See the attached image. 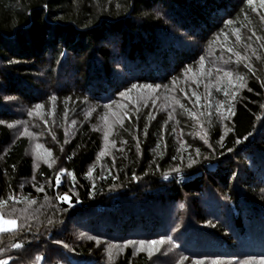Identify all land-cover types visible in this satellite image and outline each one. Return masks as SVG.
I'll use <instances>...</instances> for the list:
<instances>
[{
    "label": "trees",
    "instance_id": "obj_1",
    "mask_svg": "<svg viewBox=\"0 0 264 264\" xmlns=\"http://www.w3.org/2000/svg\"><path fill=\"white\" fill-rule=\"evenodd\" d=\"M261 2L0 0V204L7 201L5 219L18 223L17 229L0 233V260L98 264L94 244L73 242L71 226L113 242L171 239L181 252L197 259L262 257ZM219 42L224 48H245L236 65L246 86L232 98L216 92L207 143L196 135L202 127H197L188 102L175 112V124L164 113L131 114L118 130L121 151L102 165L97 162L99 133L83 125L64 136L61 127L59 157L72 175L55 188L54 172L46 166L35 172L28 139H15L5 124V95L20 97L29 106L52 98L62 117L67 94L111 101L129 85L167 84L187 66L221 54L215 52ZM40 79L46 91L40 89ZM192 101L197 105L195 98ZM221 107L226 123L218 115ZM175 126L185 134L182 142L175 138ZM33 178L50 182L44 191L56 198L39 217L23 218L26 203L45 194L38 193L40 183L29 182ZM64 194L71 197L70 204L56 202ZM17 243L22 247L16 248ZM109 264H149V259L126 248Z\"/></svg>",
    "mask_w": 264,
    "mask_h": 264
},
{
    "label": "rangeland",
    "instance_id": "obj_2",
    "mask_svg": "<svg viewBox=\"0 0 264 264\" xmlns=\"http://www.w3.org/2000/svg\"><path fill=\"white\" fill-rule=\"evenodd\" d=\"M215 49V52L219 50L223 52L219 55H211L208 59L199 60L195 66H187L182 71L181 77L174 78L167 84H136L138 86L151 85L152 87L131 89L126 97L121 94L130 89L132 85L122 89L111 101H96L86 97L77 98V94H67L69 95L68 102L66 103V108L62 110L64 111L62 117L59 113L61 110L56 107L52 98L40 100L36 105H43V107L37 109L36 105L29 106L20 97L5 95L1 107V111L8 112L7 114L9 115L8 119L5 118L7 120L5 124L15 139L20 137L28 139L29 148L27 154L32 159L34 171L36 172L41 166H46L54 172L55 180L57 173L64 169L61 157H59L60 148L57 137V130L61 127H63L64 136L75 132L83 125H88L92 131L99 133L102 140V150L97 162L102 165L105 158H110L112 161L121 151V143L123 142L118 139V130L123 127L126 120H129L131 114L137 116L141 112H149L148 115L154 117V115L164 113L167 120H172L174 121L173 124H175V112L179 109L178 107L181 106L182 102L184 104L188 102L192 106L195 118H197L195 121L197 127H202V130L198 131L196 135L202 141H206L208 115L213 112L215 107H212V105L218 99L215 95L216 92L222 90L223 94L226 93L232 98L240 89L246 86L243 76L237 75L236 65L237 62L242 60V55L246 52L245 48L243 49L242 45L236 46V48H224L223 44L219 42ZM225 71H230L232 76H225ZM42 79H40L41 82L37 83H40L41 90L46 91V83ZM193 96L195 101L198 102V106L195 103L194 105L191 104L193 102L192 99H194ZM196 97H199V101H197ZM66 113L67 115H65ZM218 115H221L222 123L224 121L226 123V109L221 107ZM174 131L176 132L174 134L175 138L182 142V138L185 137L183 131H179L176 126ZM49 152L51 155H49ZM66 178L67 174L61 180ZM37 181V179L33 178L29 182L35 186ZM39 183L38 189L43 188V191L37 189L40 194L45 193L44 189L52 185L46 181ZM53 187L56 188L55 182ZM55 198H51L49 194L45 193L43 199L34 200L36 201L35 204L27 202L28 204L26 203V207L21 214L22 217H39L44 210L43 208L52 207V202L55 201ZM56 202L60 203L59 200ZM69 235L75 243L78 241H81V243H93L97 256H99L98 264L113 262L126 248H131L134 254L144 253L149 259V264H199L200 261L203 264H212L213 260H216L217 264H234V260L229 258H194L169 243V239H164L165 243L163 245L153 246L154 250L150 255L147 244L153 240L113 242L90 236L78 229L77 226H71ZM141 241L145 242L144 249L140 247ZM47 249L46 245L41 251L44 252ZM260 256L264 257V255ZM184 257H187V259H184ZM258 260L259 258L257 257H247L238 259L236 264H258Z\"/></svg>",
    "mask_w": 264,
    "mask_h": 264
},
{
    "label": "snow or ice",
    "instance_id": "obj_3",
    "mask_svg": "<svg viewBox=\"0 0 264 264\" xmlns=\"http://www.w3.org/2000/svg\"><path fill=\"white\" fill-rule=\"evenodd\" d=\"M249 2L251 3V0H249ZM261 7H264V0H262L261 2ZM228 23H232V21H228ZM254 35V33H253ZM239 39V37H238ZM229 51H231L229 49ZM201 63H203V61H201ZM190 71V70H189ZM224 75L225 76H229L231 77L232 76V73L230 71H225L224 72ZM137 87H152L151 85H136V84H133L131 86L130 89L126 90L124 93H122L121 95L122 96H127L128 92L131 91V89H134V88H137ZM187 95V94H185ZM197 101H199V97H196ZM43 107V105H36V108L39 109ZM67 115V113L65 114ZM46 123V122H45ZM107 138V137H105ZM239 142V141H238ZM205 143H207V141H205ZM37 147H39V145H37ZM197 154H199V150L197 149ZM49 155H51V153L49 152ZM101 155H103V153H101ZM175 171H179V169H175ZM65 174H68V175H72L71 173H66V170L64 169H61L57 175H56V180H55V186L57 188H59L62 180L61 178L65 175ZM89 175H91V173H89ZM165 179H168L167 176L164 177ZM75 180V177L73 176V181ZM39 191H43V188H40L38 189ZM12 199H15V197H13ZM58 200L62 203H71V197L67 194H64V195H60L58 197ZM31 203L35 204L36 201H31ZM7 204V201H4L3 204H0V232H8V231H12L13 229H15L17 227V221L16 219L14 218H8V219H5V216L6 215H9L8 213H5L3 211V205H6ZM169 243H172L171 239L168 240ZM165 243V240L164 239H158V240H153V241H150L148 242L147 244V247H148V250H149V254L151 255L153 253V246L155 245H163ZM66 246V245H65ZM16 248H20L22 247V245L20 243H17L15 245ZM140 247L141 249H144L145 248V242L141 241L140 242ZM41 259V264H43V258H40ZM184 259H187V257H184ZM238 258H234V264H236ZM0 264H9L8 260L4 259V260H0ZM199 264H203L202 261L199 262ZM212 264H217V261L216 260H213ZM258 264H264V257H260L259 260H258Z\"/></svg>",
    "mask_w": 264,
    "mask_h": 264
}]
</instances>
